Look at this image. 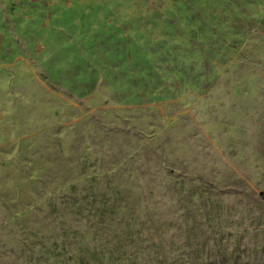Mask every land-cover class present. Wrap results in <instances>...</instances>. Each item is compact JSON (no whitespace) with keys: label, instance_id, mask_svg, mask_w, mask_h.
<instances>
[{"label":"rangeland","instance_id":"374dc122","mask_svg":"<svg viewBox=\"0 0 264 264\" xmlns=\"http://www.w3.org/2000/svg\"><path fill=\"white\" fill-rule=\"evenodd\" d=\"M130 230L264 264V0H0V264Z\"/></svg>","mask_w":264,"mask_h":264},{"label":"trees","instance_id":"16d2710c","mask_svg":"<svg viewBox=\"0 0 264 264\" xmlns=\"http://www.w3.org/2000/svg\"><path fill=\"white\" fill-rule=\"evenodd\" d=\"M99 215L104 216L105 212H99ZM127 227L132 228L130 224H128ZM72 234L73 233L69 234V236H66V234L57 236L55 248L51 250L52 252H49L50 248L47 244H40V248L42 249V258H45L47 262L57 260V264H138V260H144L148 256L147 253L144 252L142 248L143 246L140 248V242L145 241L143 234L139 230L137 232L136 230H134V232L133 230H130L129 233L120 232V235H122L123 238L119 239V237H116V241L120 244H123V242H130V246H134L135 248L133 250L134 253L122 251L117 255L106 251L100 253L98 249H93L91 246L85 244L86 242L84 241L87 236L82 231L75 232L73 234L75 237L73 238L74 241L79 244L77 253L76 251L69 250L68 246L71 243V239L69 237ZM134 235H137L141 241H135L133 239ZM61 246L63 247V250H60ZM120 249L124 250V247L121 246Z\"/></svg>","mask_w":264,"mask_h":264}]
</instances>
